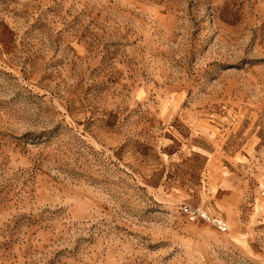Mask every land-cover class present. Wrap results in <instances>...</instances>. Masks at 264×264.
<instances>
[{
	"label": "rangeland",
	"instance_id": "374dc122",
	"mask_svg": "<svg viewBox=\"0 0 264 264\" xmlns=\"http://www.w3.org/2000/svg\"><path fill=\"white\" fill-rule=\"evenodd\" d=\"M180 121L264 124V0H0V264H264Z\"/></svg>",
	"mask_w": 264,
	"mask_h": 264
},
{
	"label": "crops",
	"instance_id": "0c3cea01",
	"mask_svg": "<svg viewBox=\"0 0 264 264\" xmlns=\"http://www.w3.org/2000/svg\"><path fill=\"white\" fill-rule=\"evenodd\" d=\"M180 122L187 128L185 139L191 143L192 153L197 159L207 161L217 179L222 182L227 180L253 183L252 193L255 191L251 202L253 217L254 219L262 217L264 215V124L261 121H228L226 132L220 134L215 130V121ZM152 179H155L154 173L148 181ZM155 187L159 189L157 185ZM172 195L182 196L174 191ZM234 205L239 204L234 203Z\"/></svg>",
	"mask_w": 264,
	"mask_h": 264
},
{
	"label": "built area",
	"instance_id": "2783aa9c",
	"mask_svg": "<svg viewBox=\"0 0 264 264\" xmlns=\"http://www.w3.org/2000/svg\"><path fill=\"white\" fill-rule=\"evenodd\" d=\"M178 210L188 221H206L220 232L227 231V225L222 218L209 214L201 206L183 202L178 205Z\"/></svg>",
	"mask_w": 264,
	"mask_h": 264
}]
</instances>
